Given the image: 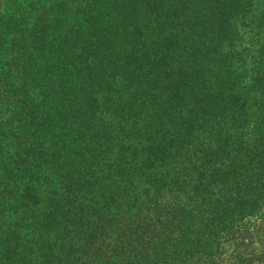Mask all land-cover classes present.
Instances as JSON below:
<instances>
[{
    "label": "trees",
    "instance_id": "obj_1",
    "mask_svg": "<svg viewBox=\"0 0 264 264\" xmlns=\"http://www.w3.org/2000/svg\"><path fill=\"white\" fill-rule=\"evenodd\" d=\"M0 264H264V0H0Z\"/></svg>",
    "mask_w": 264,
    "mask_h": 264
}]
</instances>
